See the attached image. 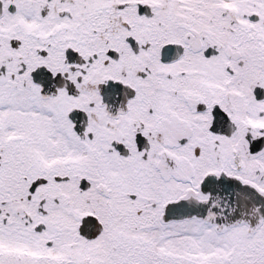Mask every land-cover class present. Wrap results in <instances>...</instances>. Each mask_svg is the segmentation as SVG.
I'll list each match as a JSON object with an SVG mask.
<instances>
[{
	"label": "snow or ice",
	"instance_id": "6c2138e0",
	"mask_svg": "<svg viewBox=\"0 0 264 264\" xmlns=\"http://www.w3.org/2000/svg\"><path fill=\"white\" fill-rule=\"evenodd\" d=\"M0 264H264V0H0Z\"/></svg>",
	"mask_w": 264,
	"mask_h": 264
}]
</instances>
